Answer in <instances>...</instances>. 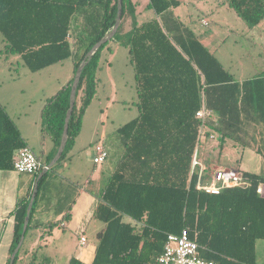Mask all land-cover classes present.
I'll list each match as a JSON object with an SVG mask.
<instances>
[{"label": "trees", "instance_id": "obj_1", "mask_svg": "<svg viewBox=\"0 0 264 264\" xmlns=\"http://www.w3.org/2000/svg\"><path fill=\"white\" fill-rule=\"evenodd\" d=\"M180 4V0H150L148 7L157 16L139 25L132 0H123L122 21L112 40L119 39L124 18L131 15L133 27L125 44L135 70L139 115L118 128L125 152L97 195L94 216L104 227L94 258L87 263L72 256L67 264H157L167 233H180L185 227L202 246L201 256L219 264H256L257 240L264 239V194L259 192L264 175L241 171L246 185L213 194L197 188L198 174H191V165L199 140L196 112L203 96L219 115L218 124L209 122L207 134L255 146L264 156V78L237 82L196 32L174 14L172 9ZM222 4L234 8L249 26L264 18V0H222ZM117 11L118 0H0L5 51L19 54L34 72L73 58L75 75L86 53L112 30ZM109 42L82 71L68 143L50 170L60 166L75 144L96 95L102 51ZM74 75L42 108V134L55 142L46 164L60 145ZM257 132L259 140L254 136ZM25 145L0 104V169H14L16 151ZM49 171L39 181L26 235L30 228L44 226L50 233L59 224H33ZM33 175L35 180L38 173ZM32 191L31 186L13 213L10 256L20 240ZM70 216L68 212L64 219Z\"/></svg>", "mask_w": 264, "mask_h": 264}, {"label": "rangeland", "instance_id": "obj_2", "mask_svg": "<svg viewBox=\"0 0 264 264\" xmlns=\"http://www.w3.org/2000/svg\"><path fill=\"white\" fill-rule=\"evenodd\" d=\"M219 1L181 0L175 12L180 15L184 24L193 28L200 27L202 17H208L212 26L213 20L217 19V10L221 6H219ZM226 8L234 11L229 5L222 9ZM222 16L225 15L222 13ZM211 26L206 28L209 29ZM120 37V43L112 40L103 49L102 66L98 70L97 92L83 116V127H81L79 136L77 135L78 142L68 152L60 166L49 171L48 180L42 192L48 191L53 196L63 190L57 182L49 183L51 178L61 179L60 175L63 178L66 177L64 179L68 183L76 178L85 183L88 188L99 191L106 185L109 175L117 168L124 155L125 147L118 128L137 116L138 96L134 65L130 59L129 48L125 44L128 36ZM228 43L224 46L226 50L229 47ZM63 65L60 63L51 68L31 71L19 54L5 51L4 36L0 30V101L21 124L24 132L32 135L33 141L30 144L36 154L41 153L43 145L42 136L37 133V126L34 125L38 121L41 127L43 123L41 112L45 98L52 94L58 78L65 75L66 67ZM22 121L26 122V126L22 124ZM208 140V145H202L201 158L203 160L204 157L208 158L213 169L217 166H232L239 171L248 169L251 172L264 173V157L255 152L253 148L244 147L233 139ZM95 142L106 143L109 151L108 158L102 163L94 162V148L97 144ZM74 171L80 175L73 177ZM69 197L72 200L71 193L67 194L66 202L69 201ZM125 219L130 220L128 217ZM93 220L104 226L101 220L96 218ZM97 230L92 227L87 231L90 244L98 243ZM40 233L41 229H29L20 248V258L16 264H44L45 261L59 263L65 258L55 254L56 244L51 237L49 238L51 234L46 235L51 240L47 242L46 237L43 239L40 237ZM73 235L77 239L78 235ZM35 240L38 244L31 249ZM258 243H264V239H260ZM258 254L259 261H264L260 256V250Z\"/></svg>", "mask_w": 264, "mask_h": 264}, {"label": "crops", "instance_id": "obj_3", "mask_svg": "<svg viewBox=\"0 0 264 264\" xmlns=\"http://www.w3.org/2000/svg\"><path fill=\"white\" fill-rule=\"evenodd\" d=\"M132 2L135 7V15L139 25L157 16L155 11L148 7L150 0H132ZM218 3L219 6L220 5L221 6L220 9L217 10L218 12L217 19L213 20L212 26L210 25L211 23L208 17H202L200 27L197 26L196 28H193L191 26L189 27L196 32V34L199 36V39L203 42V44L222 62V64L233 73L235 80L237 82H243L258 77L264 78V18L257 25L249 26L245 22V20L237 14L234 8H233L234 11H231V9H227V8L222 9L228 5L222 4V0H220ZM175 8L172 9L174 14L181 20L180 15L175 12ZM222 13L225 16L221 17ZM209 26L211 27L207 29L206 27ZM132 27H133V18L131 15H127L124 18L120 36H128L132 30ZM120 38L121 37H119V39L116 40V43L121 41ZM227 41H229V43ZM227 43L229 47L226 50L224 46ZM238 48H239V52H238ZM60 63L64 64L63 66L66 67L65 75L62 78H58L57 85L53 87L54 90L53 92H51L52 94L46 96L45 102L49 96L55 94L74 75L73 58H69ZM55 65L56 64H53L51 66H48L47 68H51ZM202 102H203V98H202ZM0 104L4 107L6 112L9 114V116L13 119V121L19 128L25 144L32 148L30 144V142L33 141L32 135H30V133L28 132H24L23 128L21 127V124H19V122L15 120L12 114L7 110L6 106L2 104L1 101ZM138 115H139V108H138L137 116ZM25 123L26 122L22 121L23 125H25ZM34 126H37V133L38 134L40 133V135L42 136V145H43L41 153L37 155L45 162L48 156L53 152L55 148V142L49 136H43L42 125L40 127L38 121L35 122ZM258 127H261V124H259ZM259 135L260 134H258V132L256 133V135L254 134L256 140L260 139ZM78 136L75 139L74 145H76L78 142ZM250 138H251V142L254 143L255 141L253 140V137L250 136L247 137V139ZM208 139L209 138L204 139L202 145L203 144L208 145L209 143ZM217 139L218 137H216L213 140L211 139V141ZM95 143L103 144L106 147V143H102V142H95ZM248 147L251 149L253 148L255 152L259 153L255 148V146L254 147L248 146ZM203 161L206 167H208V170L213 169L212 165L209 164L208 158L204 157ZM216 168H233V167L217 166ZM241 171H249V170L244 169ZM74 172L75 173L73 177H78V175H80V173L76 171ZM262 175H264V173H262ZM34 178L35 175L33 174L21 173L15 169H0V264H6L10 256V248L12 245L13 234H14L13 213L17 207L18 200L27 195L28 190L31 186L33 190L36 181V179L34 180ZM59 178L61 179H57L55 177L51 178L49 180V183L51 184V182H57L59 185L63 187L62 188L63 190H61L58 193H55V195L53 196H51L48 191L44 190L41 193V197L39 198V201L36 205L35 213L33 216L34 225L47 223L49 221H59V224L55 226L57 228L54 227L50 233L47 232V228L45 226L33 227V228L41 229L40 237L42 239L45 238L47 234L48 235L51 234L49 238L51 237V240H53L56 244L55 254L65 258L60 260L59 263L55 261H54L55 263H53V261L52 263H48L47 261H45L44 264H67L72 256H75L83 260L84 262L90 263L94 258L95 250L98 243L90 244L87 231L92 227L98 229L97 230V237H98L99 232L104 227L98 223H95L93 220L95 218L94 216L95 209L99 202L97 195L101 192V190L104 187L101 190L96 191L88 188L87 186H85V183H83L80 180H77L76 178H74L75 180L73 182H69V183L65 181L66 179L64 178L66 177L63 178L60 175ZM261 185L263 186L262 194H264V184ZM70 193L72 196V200L71 197H69V201L66 202L67 194L69 195ZM68 212L70 213L71 216L68 220H65L64 216ZM66 229H69V231H65ZM73 234L78 235L77 239H75ZM82 236L86 237L85 243L81 242ZM49 238L47 237L45 238L47 239V242ZM258 241L259 240H257V244H256V250H257L256 264H264V261H259V257H258L259 255L258 252L260 250L261 253L260 256L264 260V243H258ZM37 244L38 242L37 240H35L31 246V249H34V247H36Z\"/></svg>", "mask_w": 264, "mask_h": 264}, {"label": "built area", "instance_id": "obj_4", "mask_svg": "<svg viewBox=\"0 0 264 264\" xmlns=\"http://www.w3.org/2000/svg\"><path fill=\"white\" fill-rule=\"evenodd\" d=\"M196 116L200 121L199 140L194 150L191 174H198L197 188L213 194L221 193L225 188L246 185V180L241 171L234 168H215L210 171L206 168L202 154L204 139H215L216 134L208 131L209 122L218 124L219 115L206 104L203 96L201 107ZM109 156V151L103 144L95 145V163L104 162ZM46 163L28 145L18 149L14 158V169L21 173L39 174ZM263 186L260 184L259 192L262 194ZM81 242H86V237H81ZM202 246L190 237V229L185 227L180 233H167V241L163 251L157 257V264H219L217 261L201 256Z\"/></svg>", "mask_w": 264, "mask_h": 264}, {"label": "water", "instance_id": "obj_5", "mask_svg": "<svg viewBox=\"0 0 264 264\" xmlns=\"http://www.w3.org/2000/svg\"><path fill=\"white\" fill-rule=\"evenodd\" d=\"M122 17H123V0H118V11H117V16H116V21H115V24H114L112 30L109 31L108 33H106L102 38H100L91 47V49L86 53L84 59L81 61V63L79 64V66L76 70V73L74 75V80L72 83V87H71V92H70V106H69V109H68L66 117H65L64 130H63L62 137L60 140V145L58 147V150H57L55 156L50 161V163L47 164L46 167H44L43 170L37 175V178L35 181V186L33 188L32 195L30 197L29 204L27 207V213H26L25 220H24L23 231H22L20 240H19L16 248L13 250V252L10 256V263L9 264H14L16 255L20 251V248L24 242V239L26 236V231H27L29 221H30V215H31L32 208H33V205L35 202V198L37 196V192H38L39 181L60 160V158L62 157L63 152L67 146L68 139H69V124H70V119H71V116H72V113L74 110V106H75V102H76L77 89H78V85H79V82L81 79L82 71H83L85 65L90 61V59L100 49V47L103 44L107 43L108 41H111L114 38V36L116 35V33L120 27Z\"/></svg>", "mask_w": 264, "mask_h": 264}]
</instances>
